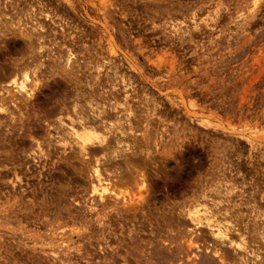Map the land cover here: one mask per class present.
I'll use <instances>...</instances> for the list:
<instances>
[{"label": "rangeland", "instance_id": "1", "mask_svg": "<svg viewBox=\"0 0 264 264\" xmlns=\"http://www.w3.org/2000/svg\"><path fill=\"white\" fill-rule=\"evenodd\" d=\"M0 41L34 89L0 111V264H264V0H0ZM91 111L78 151L57 121Z\"/></svg>", "mask_w": 264, "mask_h": 264}, {"label": "bare ground", "instance_id": "2", "mask_svg": "<svg viewBox=\"0 0 264 264\" xmlns=\"http://www.w3.org/2000/svg\"><path fill=\"white\" fill-rule=\"evenodd\" d=\"M21 29V28H20ZM23 30V29H22ZM22 30H19V32H22ZM9 31V30H8ZM25 32V31H24ZM4 34V33H3ZM24 35V34H23ZM2 42V41H0ZM66 67L67 65L70 63V57H67L66 58ZM8 67V66H7ZM6 70V69H5ZM8 71V70H7ZM22 72V71H21ZM35 72V71H33ZM12 73V72H11ZM13 74V73H12ZM12 74H9L7 77H6V82H5V85L1 88V91H0V111H4V107H1L2 105H4V102L6 99H8L9 103L12 105V106H15L16 108V105L19 104L21 101L25 100V99H30L33 95V88H30L28 87V82L30 81V77L28 75L27 72H23L22 74V77L21 78H18L16 77L15 75H12ZM21 74V73H20ZM34 74V73H33ZM5 75V74H4ZM38 76V75H37ZM34 77V76H32ZM39 78V77H38ZM38 80H34L32 79V82L34 83V85H36V82ZM33 85V86H34ZM32 86V87H33ZM24 103V102H23ZM21 105V104H20ZM23 106V105H22ZM100 108V107H99ZM19 109V108H18ZM88 110V109H87ZM19 111V110H18ZM80 111V110H79ZM82 111V110H81ZM94 111V110H93ZM93 111L91 112H87L89 118L87 115L83 116H79V115H76L75 117H73V119L70 117V116H67L66 115V119L67 120L66 122L64 120H62L61 117L58 118V121L59 122V125L58 127L62 128L63 130V134H65L66 136L70 137L71 140H73V142L77 144V149L78 151L82 150V151H85V148L86 146H88L89 144L93 143V139H96V131L98 129H101L99 124L95 125L96 123H98L96 120H98V117L94 116V113ZM100 111V110H99ZM98 111V113H99ZM56 113V112H54ZM60 113V112H59ZM82 113V112H81ZM86 113V111L84 112ZM53 114V112H52ZM100 114H101V111H100ZM58 115V114H57ZM100 116V115H99ZM104 116V115H103ZM65 118V117H64ZM94 118H97L96 120ZM100 119V118H99ZM103 119H100V122L102 121ZM107 120V119H106ZM109 123V121H108ZM111 123V122H110ZM112 125V124H111ZM116 125V123H115ZM99 127V128H98ZM103 127L101 129L102 131V134L101 135H108L109 132L107 131L109 128L108 127H105V126H101ZM98 128V129H97ZM97 129V130H95ZM104 129V130H103ZM111 129V128H110ZM100 131V130H99ZM65 132V133H64ZM94 133V134H93ZM61 134V133H60ZM63 137V135H61ZM120 136V135H119ZM118 136V138H119ZM102 138V136H101ZM117 138V137H116ZM105 139V138H104ZM124 139V138H123ZM61 140V139H60ZM63 140V139H62ZM120 141V139H118ZM122 140V139H121ZM111 141V144L112 141ZM117 141V140H116ZM121 143V142H119ZM106 143H103V145L101 144V146H104ZM110 144V145H111ZM114 144V143H113ZM118 144V143H117ZM107 145V144H106ZM105 145V146H106ZM101 147L103 148H107V147ZM112 146V145H111ZM122 146V145H121ZM73 147V146H72ZM114 147V145L112 146ZM109 149V148H108ZM117 149V146H115V151ZM102 150V152H103ZM106 150V149H105ZM114 148L111 150L113 151ZM119 150V149H118ZM77 151V152H78ZM76 152V153H77ZM100 152V151H99ZM101 152V154H102ZM115 153V152H114ZM125 153V152H124ZM126 154V153H125ZM124 154V155H125ZM122 155V154H121ZM128 155V154H127ZM94 156V155H93ZM101 156V155H100ZM124 158V157H123ZM128 159V157H126ZM95 159V158H94ZM125 159V158H124ZM125 159V160H127ZM117 160H120V159H117ZM122 160V159H121ZM124 160V161H125ZM93 161V160H92ZM128 161V160H127ZM127 161H126V164H127ZM125 163V162H124ZM133 164V163H132ZM131 164V165H132ZM130 164H127V166H129ZM126 166V165H125ZM93 170V178L95 179V184L93 183L91 185V190L90 192L91 193H94L98 196V198L100 200H103L105 199V197L107 196H110L111 195V189L109 187V181L108 180H105V178L102 177V174L100 172V169L98 166H94V169ZM145 174V173H144ZM138 176V175H137ZM136 176V177H137ZM141 177V176H140ZM144 177V176H143ZM139 178V177H138ZM133 179V178H132ZM135 180V179H134ZM143 180L140 178V181ZM145 181V180H144ZM142 181V183L144 182ZM145 184V183H144ZM142 184V185H144ZM135 185V184H134ZM141 187V185H140ZM143 188V187H142ZM113 193V192H112ZM140 194V193H139ZM116 195V194H115ZM140 197V196H139ZM138 197V198H139ZM197 207V204L194 208ZM205 207V206H204ZM209 208H204L202 211L201 209H198L196 208L193 213L191 214V222H194V225L195 226H200L202 224V219L205 220V224L207 226V229H209V232L211 234V236L220 244V245H228V246H234L236 247L239 246L240 247V243L237 244V242L235 243L231 237L228 235V233L226 232V228L224 227H221L219 224H216V223H212L210 220H211V217L212 215L209 213L208 211ZM200 212L202 214L203 217L200 216ZM187 214V213H186ZM217 221V220H216ZM215 222V221H214ZM205 226V227H206ZM197 231V230H196ZM194 231V232H196ZM193 232V233H194ZM192 233V234H193ZM191 234V235H192ZM243 244V243H242ZM209 246V245H208ZM215 246V245H214ZM221 247H216L215 246V249H214V255L221 252H219V249ZM241 248V247H240ZM242 248H243V245H242ZM225 250V249H224ZM226 251V250H225ZM245 251V250H244ZM222 254V253H221ZM220 254V255H221ZM225 253H223L221 256H220V264H225V256H223ZM246 254V253H245ZM258 257V255H257ZM210 259V258H209ZM227 261V260H226ZM215 264V263H214Z\"/></svg>", "mask_w": 264, "mask_h": 264}]
</instances>
